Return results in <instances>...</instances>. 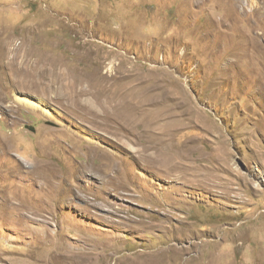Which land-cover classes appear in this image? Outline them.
I'll use <instances>...</instances> for the list:
<instances>
[{"label": "rangeland", "instance_id": "obj_1", "mask_svg": "<svg viewBox=\"0 0 264 264\" xmlns=\"http://www.w3.org/2000/svg\"><path fill=\"white\" fill-rule=\"evenodd\" d=\"M0 264H264V0H0Z\"/></svg>", "mask_w": 264, "mask_h": 264}, {"label": "bare ground", "instance_id": "obj_2", "mask_svg": "<svg viewBox=\"0 0 264 264\" xmlns=\"http://www.w3.org/2000/svg\"><path fill=\"white\" fill-rule=\"evenodd\" d=\"M24 103H26V104H28V105H33V103H32V101L31 102H29V101H27V100H22ZM89 106V105H88ZM108 106V105H107ZM111 107H109V109H110ZM111 110V109H110ZM93 112V111H92Z\"/></svg>", "mask_w": 264, "mask_h": 264}]
</instances>
